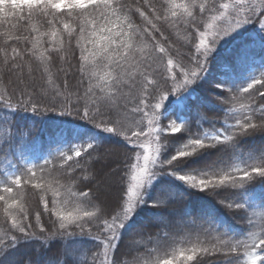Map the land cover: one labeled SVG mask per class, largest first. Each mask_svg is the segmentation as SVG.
I'll return each instance as SVG.
<instances>
[{"label":"snow or ice","instance_id":"1","mask_svg":"<svg viewBox=\"0 0 264 264\" xmlns=\"http://www.w3.org/2000/svg\"><path fill=\"white\" fill-rule=\"evenodd\" d=\"M250 23L264 33V0H0V156L25 139L12 118L20 111L61 109L118 138L39 162L21 153L0 171V264H39L16 255L22 241L33 258L62 241L46 264H264V223L250 215L264 209V71L241 85L206 79L221 41ZM249 55L245 46L235 62ZM199 82L218 90L220 117L200 113ZM174 95L181 106L193 97L201 120L176 118ZM200 157L210 158L190 166ZM111 164L98 180L95 166ZM107 188L118 191L113 204L101 198ZM201 194L243 214L245 230L207 202L191 208L187 197ZM141 210L152 215L137 223ZM161 223L167 231L150 234Z\"/></svg>","mask_w":264,"mask_h":264},{"label":"trees","instance_id":"2","mask_svg":"<svg viewBox=\"0 0 264 264\" xmlns=\"http://www.w3.org/2000/svg\"><path fill=\"white\" fill-rule=\"evenodd\" d=\"M0 31H3V29L0 28ZM165 35H168V33L165 32ZM261 35H264V33H261L259 26L254 23H250L221 41L216 52L213 54L215 59H213L209 66V76L206 77V79H211L215 82L218 81L221 75H227L232 85H241L248 81L253 75H258L260 71H264V49L260 47L259 43ZM253 37L256 38V43L251 42ZM170 39L175 41L177 38L175 36H170ZM245 46H249L250 55L241 66L235 62V58L238 53L245 48ZM176 49L181 58H184L183 54L189 51L188 48L182 46L181 42L176 43ZM225 62L233 65V70L231 72L222 73L221 64ZM73 64H75L74 59ZM192 88L198 94L199 99L205 104L204 107L200 108V113L208 118L220 117V113L215 112V97L219 94L218 90H214L210 86H206L203 82L193 85ZM178 99L179 98L174 95L170 96L166 102L167 108L173 112L176 118H191L194 122L201 120V117L197 115L195 111L194 105L196 100L193 97L189 96L183 106L177 104ZM240 102L247 103V101ZM257 103H261L259 98H257ZM234 106L238 107L239 105L236 104ZM189 108H191L192 111H189ZM59 111H61V109H57V112H47L43 114H36L30 111H20L13 114L12 118L15 121L16 127L21 132L25 133V139L14 146L11 151L7 152L6 157L0 156V171H3L5 168L11 170L13 166L18 165L20 163L21 153L33 162H39L41 158L46 156L49 152L55 154L56 150L59 148L81 143L89 138L103 137L105 140L118 139L111 137L107 133H102L99 129L94 128V126L89 122L75 117V113H73L72 116L68 114H61ZM201 122L203 128L206 129L209 127L208 123L203 121ZM229 122L231 123L232 121ZM5 147L7 148V146ZM64 150L66 151V148H64ZM206 158L210 157L196 158L190 166L199 165L203 163ZM95 167L97 171H95L94 174L97 176V179L103 180L108 174H110L111 169L116 168L117 165L111 164L108 168L101 165H96ZM77 175H79V172ZM64 182V180H61V183ZM73 190L75 191L76 189ZM258 190L257 186L256 191L258 192ZM100 195L107 203L113 204L118 196V191L114 188H107L102 191ZM187 202L193 209H198L202 203L206 202L211 206H214L219 220H221L224 224L229 225L234 233L239 234L246 228V219L243 214L230 212L219 205H213L210 198H207L203 194H201L200 197L189 196L187 197ZM31 203L33 209L39 210L35 201H31ZM176 207H183V202L178 203ZM66 210L72 211V208L69 207ZM252 213H254V215H252V219L254 221L257 223H264V209L256 207L251 210L250 215ZM150 215H152L150 211L141 210L138 216L134 217V220L137 223H141ZM42 218L47 219L46 216H42ZM165 219H169L166 214ZM159 228H164V224L161 223L158 224L157 228L149 229L150 234L155 235ZM164 230L167 231V228H164ZM221 231H223V229H221ZM28 243L29 242L22 241L20 245H17L15 249L16 255L24 257L26 260L35 259L39 262V264H46L50 258L56 256L58 251H60L63 246L62 241H53L52 244L48 246L47 251L33 258L29 255L31 249L27 246ZM216 259L219 260L222 258L217 257Z\"/></svg>","mask_w":264,"mask_h":264}]
</instances>
